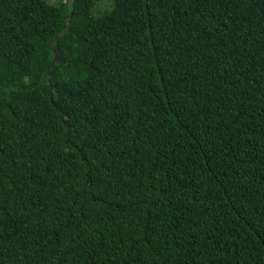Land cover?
<instances>
[{"label": "trees", "instance_id": "obj_1", "mask_svg": "<svg viewBox=\"0 0 264 264\" xmlns=\"http://www.w3.org/2000/svg\"><path fill=\"white\" fill-rule=\"evenodd\" d=\"M0 264H264V0H0Z\"/></svg>", "mask_w": 264, "mask_h": 264}, {"label": "water", "instance_id": "obj_2", "mask_svg": "<svg viewBox=\"0 0 264 264\" xmlns=\"http://www.w3.org/2000/svg\"><path fill=\"white\" fill-rule=\"evenodd\" d=\"M56 61H58L59 63H65L64 56L62 53L57 54Z\"/></svg>", "mask_w": 264, "mask_h": 264}, {"label": "rangeland", "instance_id": "obj_3", "mask_svg": "<svg viewBox=\"0 0 264 264\" xmlns=\"http://www.w3.org/2000/svg\"><path fill=\"white\" fill-rule=\"evenodd\" d=\"M49 2H50L51 4H56V3H57V0H49Z\"/></svg>", "mask_w": 264, "mask_h": 264}]
</instances>
